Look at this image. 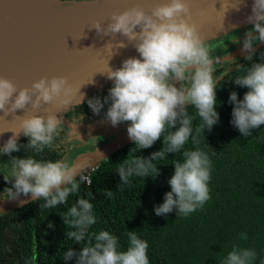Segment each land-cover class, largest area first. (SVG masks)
I'll return each instance as SVG.
<instances>
[{
    "label": "clouds",
    "instance_id": "clouds-1",
    "mask_svg": "<svg viewBox=\"0 0 264 264\" xmlns=\"http://www.w3.org/2000/svg\"><path fill=\"white\" fill-rule=\"evenodd\" d=\"M190 20L188 0H166L158 3L151 12L132 7L114 12L106 27L99 21L92 26L104 35L120 33L126 36L129 42L134 43L139 57L124 59L121 67L116 69L109 67L107 62L108 70L102 73L113 82L112 87L107 96L88 98L87 104L97 115L107 104L105 117L113 127L130 122L127 134L137 152L150 148L163 138L161 149L149 157L134 155L123 159L116 169L121 187L130 185L133 177L155 179L160 173L155 161L163 160L166 154L180 152L190 137L193 144L198 145V137L203 135L205 128L210 131L219 121L216 82L228 76L236 60L228 59L230 66L225 67L220 75H215L219 61L210 54L206 39ZM247 20L252 27L244 34L241 51L246 53L245 60L253 61L256 53L253 46L258 41L264 42V0H253ZM137 26L139 32L135 31ZM233 43L240 41L234 38ZM118 44L119 48L127 46L124 41ZM174 81H178L180 86L177 87ZM229 81L248 89L243 99H238L235 91L229 96V102L234 104L231 122L247 137L253 129L264 125V57L260 62H252L245 74L235 79L229 77ZM72 91L64 76L50 79L41 77L33 81L30 88L20 89L11 79L0 76V110L7 114L24 109L29 104L39 108L42 103H50L62 93V103L67 106L71 103L69 94ZM80 94L82 99L77 104L85 100L83 93ZM9 104L10 107L7 106ZM189 105L195 108L196 115L202 121L195 130L196 135H193V117L187 111ZM75 119L79 121L82 117ZM63 130L62 120L53 112L22 119L20 131L13 132L0 147V156H8L0 173L11 185L4 188V198L19 200L23 195L29 199L21 200L22 204L43 200L42 207L54 209L58 205L68 204L70 195L80 191L81 182L90 183L82 175L90 166L86 161L38 160L26 155L29 150L36 154L43 153L45 149L56 150V140ZM21 133L27 137V143L23 145L18 142ZM76 138L81 140L78 132ZM21 148L25 152L23 156L12 155ZM182 155V160L173 162L174 174L168 180L171 191L165 193L162 204L155 206L157 216H164L175 209L177 215L186 217L202 209L210 199L212 162L209 155L198 147L196 150H184ZM106 194L112 196L111 191ZM62 218L69 229L66 232L68 239L79 244L86 237L89 240L78 251L68 248L63 254L65 262L150 264L149 244L139 238L135 231L127 233L126 250H120L117 237L109 231L90 233L89 229L97 220L89 199L79 198ZM48 227L54 228L55 225L50 221ZM240 239H247V234L241 233ZM256 258L255 249L233 246L222 264H253Z\"/></svg>",
    "mask_w": 264,
    "mask_h": 264
},
{
    "label": "trees",
    "instance_id": "trees-1",
    "mask_svg": "<svg viewBox=\"0 0 264 264\" xmlns=\"http://www.w3.org/2000/svg\"><path fill=\"white\" fill-rule=\"evenodd\" d=\"M67 4L77 0H62ZM253 61L238 56L231 65L228 76L217 80L216 98L219 102L216 111L219 121L209 131L205 128L193 144L190 137L184 149L175 154H166L163 160L155 161L160 169L159 175L152 177H133L130 185L119 184L116 169L123 159L134 155L149 157L163 146V138L150 148L136 151L134 142L103 159L91 172V182H81L80 191L69 197L68 204L58 205L54 209L42 207L44 201H32L0 214V264H74L63 260L68 248L79 250L89 240L75 242L68 239V227L63 223L62 215L79 198H87L94 206L97 222L89 229L91 232L109 231L118 239L120 250L128 247L127 233L135 231L139 238L149 244L150 264H222L223 258L233 246L253 248L257 258L253 264H264V125L253 129L247 137L243 136L232 124V109L229 102L232 91L238 99H243L247 88L229 81V77L245 74L252 62H260L264 57V43L255 48ZM236 65L239 67L236 68ZM230 66V65H229ZM215 75H220L218 72ZM110 89V88H109ZM106 89L94 97H105ZM106 104L101 112L94 114L87 102L73 109L77 114L104 116ZM188 114L193 117V135L202 123L196 110L189 105ZM27 143V137L18 141ZM56 150L45 149L36 154L38 160L66 159L70 153L68 133L64 129L56 140ZM206 152L212 162L209 181L210 199L202 209L188 216L177 215L174 209L164 216L155 214V206L162 204L166 192L171 191L168 183L174 174L176 160L183 159L184 150ZM24 149L12 155L23 156ZM7 155L0 156V172L4 170ZM79 179V178H77ZM0 173V197L5 187H10ZM112 192L109 197L106 193ZM55 227L49 228V222ZM246 233L247 239H240ZM94 242V240H93Z\"/></svg>",
    "mask_w": 264,
    "mask_h": 264
},
{
    "label": "water",
    "instance_id": "water-1",
    "mask_svg": "<svg viewBox=\"0 0 264 264\" xmlns=\"http://www.w3.org/2000/svg\"><path fill=\"white\" fill-rule=\"evenodd\" d=\"M58 1L61 2L60 8L62 9L71 5L67 4L66 1ZM164 2L166 0H157L143 7V9L146 12H151L158 3ZM188 2L191 9L190 22L197 25L199 32L206 41L250 25L247 17L251 13L253 0H188ZM236 7H238V10ZM135 31H140L139 26H137ZM23 36L4 43L0 38V76L11 79L18 89L24 87L30 88L32 82L41 77L50 79L53 76H64L73 89L72 93L69 94L71 103L67 106L62 103L64 99V94L62 93L60 97L54 99L52 102L42 103L39 108H33L29 104L24 109H17L7 114L3 110H0V147H3V144L13 135V132L20 131L22 119L27 116L35 114L46 116L47 113L53 112L63 122L70 110L86 102L88 98H92L98 93L112 87L113 82L106 78L105 73H102L108 70L107 62L109 67L116 69L121 67L124 59L139 57L134 43L129 42L128 38L120 33L109 35L99 33L94 41L87 43L88 45H82L79 39L70 36V34L68 37L58 38L56 37V32L49 33L46 36L42 34L36 38ZM43 38L48 39L43 40ZM120 41H124L127 46L119 48L118 42ZM263 43H256L253 46L254 49ZM242 54H245V52L242 51L221 62ZM176 86H180L178 81H176ZM80 93H83L85 100L77 104L82 99ZM7 106L10 107V104ZM103 122L104 124H108V126L111 125L107 119H100L93 123L92 126L94 128L97 125L101 126ZM24 137L21 133L18 141ZM130 142L132 140L129 138L126 130L99 148L97 150L99 153L96 151L93 155L79 154L74 162L86 161L89 163L90 166L82 173L84 175L85 172L98 166L103 159ZM82 184L85 189V182L83 181ZM28 199V197H24L23 195L19 198V200ZM7 203L6 199L0 198V209L6 211L22 205L19 202L11 205V207H7Z\"/></svg>",
    "mask_w": 264,
    "mask_h": 264
},
{
    "label": "bare ground",
    "instance_id": "bare-ground-1",
    "mask_svg": "<svg viewBox=\"0 0 264 264\" xmlns=\"http://www.w3.org/2000/svg\"><path fill=\"white\" fill-rule=\"evenodd\" d=\"M155 1L105 0L98 4L88 3L86 10H78L62 9L58 0H0V38L4 43L23 35L36 38L56 32L58 38L70 34L82 45H88L99 34L92 27L97 21L106 27L114 12L132 7L143 8Z\"/></svg>",
    "mask_w": 264,
    "mask_h": 264
},
{
    "label": "rangeland",
    "instance_id": "rangeland-1",
    "mask_svg": "<svg viewBox=\"0 0 264 264\" xmlns=\"http://www.w3.org/2000/svg\"><path fill=\"white\" fill-rule=\"evenodd\" d=\"M103 1H88V0H77L73 3H70L71 5H68L67 8L68 9H78V10H83V9H87V4L91 3V4H98V3H102ZM251 25V24H250ZM252 27V25L249 27V29ZM242 27L241 29L239 28L238 31H232L229 32L227 35L222 36L219 39H214L212 43H214V45H219V49H217V51L219 50L220 52L218 53H225V57H231V56H235L236 54L242 52L241 51V47H242V42H243V38L241 37L239 38L240 35H238L239 33L242 32H246L248 30V28ZM244 33L242 34V36L244 35ZM256 35H258V33H255ZM236 40L240 41V43H233V40L228 44V49L226 47H224L223 42L229 38H232V36H236ZM259 42V41H258ZM257 42V43H258ZM224 51V52H222ZM216 52V51H215ZM214 52V54L212 53L211 55H215L216 53ZM77 117H80L77 112L75 111H71L69 112V114L66 115V118L63 120V126L64 129L67 131L68 133V138L70 141V153L68 155V157L66 158V160L74 162L75 158L79 155V154H90L93 155L99 148H101L104 144H106V140L103 141H99L98 138L96 136H94L90 130H86L87 126L88 129L90 127L91 124H93V120L91 119H87L82 117V119H80L78 121V119H75ZM130 123V122H128ZM77 132L79 133L81 140H79L78 138H76ZM111 139V138H110ZM1 199H6L7 203V207H11V205L17 204L19 203L21 200H9L7 198H4L3 196L0 197ZM4 212L3 209H0V214Z\"/></svg>",
    "mask_w": 264,
    "mask_h": 264
},
{
    "label": "flooded vegetation",
    "instance_id": "flooded-vegetation-1",
    "mask_svg": "<svg viewBox=\"0 0 264 264\" xmlns=\"http://www.w3.org/2000/svg\"><path fill=\"white\" fill-rule=\"evenodd\" d=\"M250 26L251 25H248V26H246V28L249 29ZM235 31H238V29L235 30ZM243 33L244 32L238 34V35H240L239 38L244 37V35L242 36ZM225 35H227V34H225ZM225 35H222V36H225ZM238 35H236L234 37L232 36V38H229V39L225 40L223 42L224 47H226L228 49V46H227L228 42L230 43L234 38L236 39V37ZM222 36L215 38V40L216 39H219L220 40V38ZM213 40L214 39L209 40V41H206V43L210 47V54H212V53L214 54V52L216 51L215 52L216 54L215 55H212V56L219 61V64L217 65V72H218V74H221L223 72V70H224L225 67H229L228 60L227 61H224V62H221V61L224 60V59H227L229 57L228 56L225 57L224 56L225 53H222V54L221 53H218V52H220L219 50L217 51V49H219V45H217V44L214 45V43H212ZM222 52H224V51H222ZM236 58H238V56L237 57H234L232 59H236ZM174 83L176 84V81H174ZM72 110H70L69 112H71ZM69 112L67 114H69ZM78 115L80 117L82 116L84 118L93 120V123L97 122V120H100V119H106L105 115L104 116H99V117L88 116V115H85V114H82V113H79ZM92 125L93 124L90 125L89 129H88V126H87L86 130H90L91 133L94 136H96L99 141L106 140L107 141L106 144H107L110 141H112L113 139H115L118 135H120L121 133H123L124 131L127 130L128 122H123V123H121V124H119L118 126H115V127H113L112 125L108 126V124H104V122L101 124V126L100 125H97V127H95V128Z\"/></svg>",
    "mask_w": 264,
    "mask_h": 264
},
{
    "label": "built area",
    "instance_id": "built-area-1",
    "mask_svg": "<svg viewBox=\"0 0 264 264\" xmlns=\"http://www.w3.org/2000/svg\"><path fill=\"white\" fill-rule=\"evenodd\" d=\"M97 168V166L96 167H93L92 169H90L89 171H87V172H85L84 173V176L85 177H87V180L88 181H90L91 182V172L93 171V170H95ZM86 184H89V183H87L86 181H84Z\"/></svg>",
    "mask_w": 264,
    "mask_h": 264
}]
</instances>
